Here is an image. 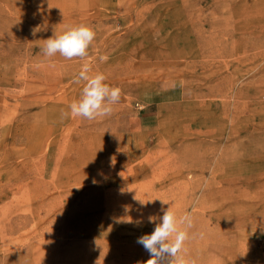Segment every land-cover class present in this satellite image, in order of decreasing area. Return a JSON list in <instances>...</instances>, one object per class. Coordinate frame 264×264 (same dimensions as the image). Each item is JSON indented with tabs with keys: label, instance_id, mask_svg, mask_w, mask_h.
<instances>
[{
	"label": "rangeland",
	"instance_id": "rangeland-1",
	"mask_svg": "<svg viewBox=\"0 0 264 264\" xmlns=\"http://www.w3.org/2000/svg\"><path fill=\"white\" fill-rule=\"evenodd\" d=\"M81 24L86 58L44 55ZM85 62L121 99L62 118ZM169 198L188 264H264V0H0V264H144Z\"/></svg>",
	"mask_w": 264,
	"mask_h": 264
},
{
	"label": "clouds",
	"instance_id": "clouds-1",
	"mask_svg": "<svg viewBox=\"0 0 264 264\" xmlns=\"http://www.w3.org/2000/svg\"><path fill=\"white\" fill-rule=\"evenodd\" d=\"M40 30L39 26L35 27L32 32L33 36ZM95 35L94 29L88 25L66 27L59 34L54 31L52 37L44 40L45 45L42 51L49 58L59 54L67 60L84 59L89 54L88 50L95 39ZM107 59V56L100 57L102 62L107 61ZM91 72V65L85 62L74 77V83L81 84L83 82L81 95L78 100L70 103L69 111L61 113L62 118H67L69 115L73 118L81 117L89 121L105 118L112 114L113 105L119 103L121 88L107 84L105 82L107 77L104 73L97 72L92 75ZM113 163L115 162L113 161ZM137 200L141 205L154 202V200ZM159 200L162 206L169 204L166 200ZM161 211L163 215L159 217L160 222H157V217H149V222L155 224L154 230L137 239V243L141 244L150 254V258L144 264H188L182 253L185 242L190 239L188 229L192 227L191 215L186 213L178 218L171 205L167 209L162 207Z\"/></svg>",
	"mask_w": 264,
	"mask_h": 264
},
{
	"label": "bare ground",
	"instance_id": "bare-ground-1",
	"mask_svg": "<svg viewBox=\"0 0 264 264\" xmlns=\"http://www.w3.org/2000/svg\"><path fill=\"white\" fill-rule=\"evenodd\" d=\"M141 186V185H140ZM139 187V186H138ZM135 188H137V187H135ZM174 191H172V189H169V190H167V191H164V192H162V193H156L158 196H159V194H160V196H163V197H166V196H168L169 195V197H170V195L173 193ZM173 197V196H172ZM170 199V198H169ZM164 200V199H163ZM171 200V202H169V204H166V205H160L159 204V209H161L162 207L163 208H165V209H167L170 205L172 206V208L175 206L174 205V203H175V200H176V198H171L170 199ZM108 201L110 202V200L108 199ZM177 202V201H176ZM179 204V203H178ZM107 207H110V206H107ZM107 209V208H106ZM157 213H159V212H157ZM162 213V212H161ZM108 214V213H107ZM106 214V215H107ZM183 214V213H182ZM177 215V217L179 218V217H181V216H183V215H179V214H176ZM159 216H162V214L161 215H159ZM203 223V222H202ZM198 223L197 222H195L194 220L192 221V227L190 228V229H188V232H189V236H190V239L188 240V241H186L185 242V251H189L190 252V250L192 249V246H194V239L195 238H198L200 235H201V233H202V231H201V229L200 228H198V227H196V226H198L197 225ZM204 243H207L206 241L204 242ZM208 245V244H207ZM209 246V245H208ZM207 246V247H208ZM198 247V246H197ZM194 251V250H193ZM199 251V250H198ZM186 252V253H187ZM197 252V251H196ZM196 252H194V256L196 257V259H200L201 257H202V255H201V252L200 253H197V254H195Z\"/></svg>",
	"mask_w": 264,
	"mask_h": 264
}]
</instances>
